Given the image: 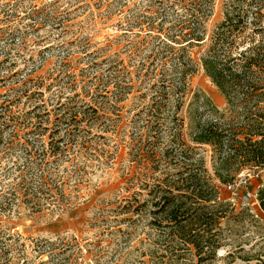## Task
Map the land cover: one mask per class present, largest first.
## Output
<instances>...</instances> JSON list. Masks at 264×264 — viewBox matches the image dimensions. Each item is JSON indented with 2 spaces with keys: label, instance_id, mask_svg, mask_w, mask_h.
Returning a JSON list of instances; mask_svg holds the SVG:
<instances>
[{
  "label": "trees",
  "instance_id": "16d2710c",
  "mask_svg": "<svg viewBox=\"0 0 264 264\" xmlns=\"http://www.w3.org/2000/svg\"><path fill=\"white\" fill-rule=\"evenodd\" d=\"M157 2L171 9L170 17L165 8L154 16L119 25L120 30L127 28L129 32L140 29L125 48H129L132 58H142L138 65L144 78L154 81L148 84L150 103L132 117L133 133L126 147L131 165L123 180L136 189L109 210L116 214L111 222L126 225V245L140 225L158 232L153 241L149 238V253H142L149 261L140 264H216L223 246V223H230L234 212L217 182L233 183L245 169L264 171V0H224L220 19L214 24L218 0ZM60 14L56 12L53 17L55 22L60 20L56 24L59 26L67 21H62ZM95 55L90 67L99 71L107 65L110 73L106 77L96 73L89 81L83 80V93H76L79 82L68 73L70 55L62 60L55 76L48 79L50 83L29 75L0 93V142L6 129L18 126L20 118L15 117L14 108L22 99L26 98L27 103L36 101L29 114L45 110L36 116L37 125H27L26 129H30L26 139L15 136L13 131L14 139L7 143V149L22 147L33 158L12 178L20 183L13 184L11 193L31 197L34 206H40L45 196H63L67 181H82L93 158L101 165L115 159L114 152L107 150V142L94 140L104 136L94 135L93 128L105 124L113 114L118 115V105L132 93L134 83L127 75L131 72L122 69L118 56L116 60L99 61V52ZM199 71L224 96L225 109L216 107L202 93L195 92L190 97V79ZM17 76L20 73H14L13 77ZM3 80L4 77L0 83ZM50 88L59 90L54 121L50 120L51 111L44 101L45 90ZM138 89L141 92L140 86ZM68 90L74 95H68ZM141 96L146 97L147 92ZM37 100L44 102L38 105ZM48 124L54 127L50 142H43L41 152L33 155ZM113 128L106 125L102 132ZM203 147L210 149L213 174L200 153ZM63 162H70V167L61 171ZM257 195L264 213V187ZM118 232H122L121 228ZM11 239L13 236H9ZM15 241H20V237ZM73 241L77 240H38L35 250L39 255L48 254L52 261L59 259V264H81V256L74 253L79 247ZM111 264L125 262L119 259Z\"/></svg>",
  "mask_w": 264,
  "mask_h": 264
},
{
  "label": "rangeland",
  "instance_id": "374dc122",
  "mask_svg": "<svg viewBox=\"0 0 264 264\" xmlns=\"http://www.w3.org/2000/svg\"><path fill=\"white\" fill-rule=\"evenodd\" d=\"M223 1L218 0L212 24L220 19ZM165 8L169 10L167 14L170 17L171 9L157 0H0V79L4 77L0 83L1 94L14 86L17 79H26L29 75L39 81L47 79V83H50L51 80L48 79L55 76L62 60L68 55V73L72 74V80L77 79L79 82L76 93H83L80 89L83 80L89 81L96 73L105 77L110 73L107 65L99 71L90 67L98 52L99 61L105 58L116 60L117 56L122 59V69L124 72H131L127 75L134 83L132 93L118 105V115L113 114L105 124H97L93 128L94 135L104 136V139L94 140L107 142L110 145H107V150L110 154L114 152V158L118 157V160L101 165L92 156L93 160L87 168L88 174L82 181H67L63 196H45L40 200V206H34L30 201L31 197L11 193L13 184L20 183L12 181V178L18 169L27 167L33 158L22 147L7 149V143L14 139L11 137L14 135L13 131L15 136L26 139V131L30 129H26L27 125H37L36 116L43 114L45 110L29 114L36 101L27 103L26 98L14 108L15 117L20 118L18 126L6 129L0 142V176H6L0 178V264H59V259L52 261L48 254L39 255L35 250L38 240L58 239L69 242L77 240L72 243L79 247L74 253L81 256V264H111L119 259L125 264L149 261L142 257V253H149L152 248L149 238L153 241L158 232L144 224L140 225L130 244L126 245L124 237L127 234L124 233H128L127 227L112 223L116 214L109 211L117 206V201L130 197L136 189L131 188L129 181L123 180L131 165L129 148L126 147L130 141V133H133L132 117L142 106L150 103L152 93L148 91V84L151 85V81H154L144 78L138 65L142 58H132L129 48H125L134 39L133 33H138L140 29L135 28L133 32H129L127 28L120 30L119 25H125L128 20H143L144 17L154 16L155 12L162 13ZM56 12L61 13L58 17L62 21L63 18L67 20L65 23L61 22V26L56 25L60 20L55 22L53 19ZM33 13L36 14L35 17L32 16ZM63 43L66 45L62 46ZM6 54L9 58L5 57ZM12 63L15 64L11 65ZM17 72L20 76L13 77ZM88 85L87 88H93V85ZM190 88V97L195 92L202 93L216 107L225 109L224 96L203 71L190 79ZM110 90L114 93L112 86ZM58 91L57 88L45 90L44 101H47V109L51 111V121L55 120L58 113L57 107L53 110L57 105ZM145 92L147 96L140 98V94ZM66 93L74 95L75 92L68 90ZM44 101L37 100V104L42 105ZM139 121L142 125L141 120ZM106 125L115 128L102 132ZM48 126L47 133L41 137L42 142L35 144L33 155L41 152L43 142L46 145L50 142L49 135L54 127L51 124ZM200 153L209 173L213 174L210 149L203 147ZM32 165L36 169V165ZM69 165L70 162H63L60 170L63 171ZM238 177L233 182L237 184L238 196L232 195L225 185L217 182L234 212L230 223H223V246L217 253L216 264H264V213L257 202L258 197L254 198L260 185L264 184V173L261 178L251 180L247 186H238ZM4 198L10 200L6 201ZM27 198L30 201L28 203ZM119 228L121 233L118 232ZM9 236H13V239L8 240ZM18 237L20 241H15Z\"/></svg>",
  "mask_w": 264,
  "mask_h": 264
},
{
  "label": "built area",
  "instance_id": "2783aa9c",
  "mask_svg": "<svg viewBox=\"0 0 264 264\" xmlns=\"http://www.w3.org/2000/svg\"><path fill=\"white\" fill-rule=\"evenodd\" d=\"M264 173V171H260V172H252L250 169H245L243 170L239 175L240 177V180H239V185L238 186H247L250 184L251 180H254V179H259L262 177V174ZM238 177V179H239ZM264 187V184L260 185L259 188H262ZM225 188L234 196H238V191H237V184H234V183H228L227 185H225ZM258 197L257 196V192L256 194L254 195V198ZM259 206H260V203L259 201H257Z\"/></svg>",
  "mask_w": 264,
  "mask_h": 264
}]
</instances>
